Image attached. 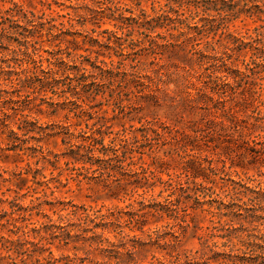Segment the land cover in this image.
<instances>
[{
	"label": "rangeland",
	"instance_id": "1",
	"mask_svg": "<svg viewBox=\"0 0 264 264\" xmlns=\"http://www.w3.org/2000/svg\"><path fill=\"white\" fill-rule=\"evenodd\" d=\"M160 262L264 264V9L0 0V264Z\"/></svg>",
	"mask_w": 264,
	"mask_h": 264
},
{
	"label": "trees",
	"instance_id": "2",
	"mask_svg": "<svg viewBox=\"0 0 264 264\" xmlns=\"http://www.w3.org/2000/svg\"><path fill=\"white\" fill-rule=\"evenodd\" d=\"M163 16V15H162ZM160 17V16H159ZM33 69H35V70H40L41 72H45L44 71V69L43 68H41L40 66H36V67H34ZM33 69H30V68H25V72H26V75H25V77H24V79L23 78H21V77H19V79L17 78L16 80H14L13 79V83L15 84V85H17V84H19L20 86H23L22 84H21V82L23 81V80H29V79H31L32 78V70ZM103 72H105L106 70H104V69H102V68H100ZM18 74V73H17ZM41 82H46V84L47 83H49V78L48 77H44V78H38ZM24 123L25 124H29V123H31V122H29V121H27V120H25L24 121ZM23 127H25V126H23ZM11 134H14V135H16V132L15 131H13V130H11ZM92 139V141L90 142V145H88L87 147L88 148H90V147H96L97 145H102V147H105V145H103V143L98 139V138H96V137H92L91 138ZM128 141H129V138H125L124 140H122L121 141V146L122 147H126L127 146V144H128ZM105 149V148H104ZM113 150H115L116 152H118V149H114V147L112 148ZM104 155H107L106 153L104 154ZM107 159H111V158H107ZM181 189H183V187H181ZM182 196H178L176 199H180ZM91 222H93V220H90ZM64 226H59V228H63ZM99 227H102L103 228V230L104 229H106L107 228V225L106 224H104V223H101V224H97V223H95L94 224V226H93V228L92 229H97V228H99ZM85 230V232L86 231H88L89 230V228H84ZM21 230V229H20ZM35 231H36V233H38L39 234V239H38V241H33V240H30L29 238H30V231H25V230H23L22 229V232H21V234L19 235L20 237H18V239H16V240H11V239H6V241H5V243H4V247L6 248V251H7V255H6V257L8 258V259H11V260H14V255H13V252H14V250L13 249H20L21 247L23 248L24 246H26V245H29V244H31V245H34V246H36V247H40V248H43V251H45V250H48L49 248H45V246H46V244L45 243H43L42 241H44V238H45V235L42 233V231H41V229H35ZM101 234H97L96 232H95V230H94V236H90V237H97V236H100ZM60 236H62V241H64L66 244H68L69 242H70V240L72 239V236H71V233L68 231V232H64V233H62V234H59V237ZM13 246L15 247V248H13ZM29 248H26V250H28ZM15 253V252H14ZM50 254H51V252H50ZM51 257V256H50ZM39 258H41V257H39ZM47 258H49V257H43V258H41L42 260H47ZM83 262V261H82ZM97 264H99V263H97ZM160 264H165V263H163V262H160Z\"/></svg>",
	"mask_w": 264,
	"mask_h": 264
},
{
	"label": "clouds",
	"instance_id": "3",
	"mask_svg": "<svg viewBox=\"0 0 264 264\" xmlns=\"http://www.w3.org/2000/svg\"><path fill=\"white\" fill-rule=\"evenodd\" d=\"M241 2L243 3L244 0H241ZM253 2H255V3H259V4H260V7H261L262 9H264V0H253ZM125 6H129V7H130V5H125ZM121 10H123V9H121ZM160 10H166V9H163V7H161ZM138 11H147V6L142 4L141 7H140V9H134V12H138ZM192 15L195 16V15H196V12L193 11V12H192ZM188 22L191 23V22H193V21H192V19L190 18Z\"/></svg>",
	"mask_w": 264,
	"mask_h": 264
}]
</instances>
